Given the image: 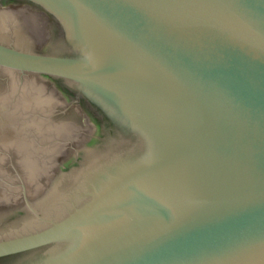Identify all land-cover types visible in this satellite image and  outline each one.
Wrapping results in <instances>:
<instances>
[{
	"label": "water",
	"instance_id": "1",
	"mask_svg": "<svg viewBox=\"0 0 264 264\" xmlns=\"http://www.w3.org/2000/svg\"><path fill=\"white\" fill-rule=\"evenodd\" d=\"M10 1L52 39L30 50L16 35L44 20L0 8V68L53 78L93 124L75 105L41 117L62 99L0 75L8 105L44 95L0 142V258L264 264V0Z\"/></svg>",
	"mask_w": 264,
	"mask_h": 264
},
{
	"label": "flooded vegetation",
	"instance_id": "2",
	"mask_svg": "<svg viewBox=\"0 0 264 264\" xmlns=\"http://www.w3.org/2000/svg\"><path fill=\"white\" fill-rule=\"evenodd\" d=\"M0 8H12L11 11H13V15L14 17H17V18H21V19H25V18H28V16H30L31 14L35 13L38 15V17L42 18L44 20V31H45V38H37L36 35L32 34V32H30L29 30L25 29L24 28V33H20L21 36H17L16 37L23 41H26L28 42L31 46L27 47L29 48L30 50H33L35 52H45V49L50 45V42H51V39H52V36H51V33H52V19L51 17L43 10V9H40L32 4H29L27 2H24V1H10L2 6H0ZM27 16V17H25ZM23 24H25V22H23ZM18 27L20 29H22V27L20 26V24L18 23ZM18 28V29H19ZM26 34V37H24ZM14 36V35H12ZM16 38V39H17ZM23 38V39H22ZM3 41V40H1ZM5 42V41H3ZM8 44H12V45H15L17 47H19V45H16L12 42H6ZM20 47H23V46H20ZM12 74V79L8 78L7 76H4L3 74ZM0 75L2 78H5L7 79L6 80V83L8 84H11L12 87H14V90H15V94L14 96L17 97L18 96V93H21L22 91V78L24 76H28V75H33L35 77H38V81L42 84H46V87L48 89H50V92H48V95L47 97L51 98L53 97L54 95H57V97L61 98L62 101L64 102L63 105H59V106H56L55 108H53V111L50 112V113H42V114H39L41 117H45V118H49V117H54L56 115H61L64 113L65 110H67V106L70 105H75L77 106V109L80 110L81 112V115L82 116H85L84 118H86L87 120L89 119L90 122V126L92 127V124L93 122L91 121L92 119H90L89 115H88V112L86 110V108L80 104V103H77V102H71L69 100V97H68V93L66 92V90H64L63 88L59 87L56 83V81L51 78V77H46V76H43V75H40V74H33V73H28V74H21L20 72H17V71H14V70H11L9 68H0ZM15 77H19L18 80L20 81H16ZM37 83V82H35ZM43 90V89H42ZM47 92V91H46ZM45 93V92H44ZM3 95V94H2ZM40 97H43L44 98V95L39 93V91L37 90L36 91V94H35V90H31L30 93L28 95H23L21 99H19V103H11L12 105H8L7 104V98H5L4 96L3 97H0V124L1 125H8L9 126V129L7 127H4V128H0V142L1 143H4V142H7V141H16L18 140V136H15L13 133L15 132L14 130V127L12 126L13 125V119L15 117H19V116H16L15 113H18V110L21 108L20 107V104H21V100L25 101L27 100V102H33L32 104H34V102L36 100H40ZM20 98V97H19ZM4 99V100H3ZM15 101L17 100L16 98H14ZM47 99V98H46ZM45 99V100H46ZM5 102V103H4ZM41 103V102H40ZM43 104L45 102H42ZM28 104V103H27ZM36 104L38 105L39 102L36 101ZM36 104H34L35 106H37ZM12 123V124H11ZM94 127V126H93ZM18 132V130H17ZM7 133H10V135H5ZM85 141V140H84ZM19 142V141H17ZM83 142V141H82ZM78 146V145H77ZM2 148H0V151ZM70 151H73V147H71V149H69ZM15 209V208H13ZM11 210V209H10ZM6 211H9V209L7 207H3V208H0V215H2L1 213H4ZM10 216H5L3 218L0 217V221H7ZM7 218V219H6ZM0 264H7V260L6 258H0Z\"/></svg>",
	"mask_w": 264,
	"mask_h": 264
}]
</instances>
